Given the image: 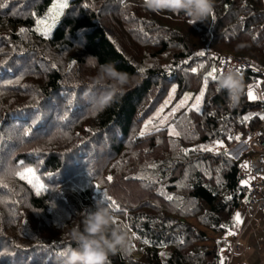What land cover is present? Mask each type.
Masks as SVG:
<instances>
[{"label":"trees","instance_id":"16d2710c","mask_svg":"<svg viewBox=\"0 0 264 264\" xmlns=\"http://www.w3.org/2000/svg\"><path fill=\"white\" fill-rule=\"evenodd\" d=\"M53 2L0 0V264H60L59 253L76 247L70 229H82L99 201L131 239L109 264H221L249 197L240 179L248 155L229 156L232 132L264 103L248 98L256 71H240L237 101L209 73L221 56L264 66V1L215 0L195 21L142 0H70L45 36L36 20ZM103 65L128 78L106 104L113 81L101 78ZM185 95L193 99L173 112ZM161 108L168 122L140 136ZM24 168L42 191L13 175Z\"/></svg>","mask_w":264,"mask_h":264},{"label":"clouds","instance_id":"9594fccd","mask_svg":"<svg viewBox=\"0 0 264 264\" xmlns=\"http://www.w3.org/2000/svg\"><path fill=\"white\" fill-rule=\"evenodd\" d=\"M142 6L151 12L183 13L195 21H203L214 12L215 0H142ZM102 79L113 81L112 92L101 102L108 103L116 92L128 82L125 74L118 72L114 65L100 67ZM243 74L238 66L227 69L218 78L217 88L226 90L233 101L241 98L245 91ZM80 224L74 225L68 235L76 247L65 250L60 264H109V255L118 250L131 251V239L124 228L117 224L109 207L103 201L97 202L95 208Z\"/></svg>","mask_w":264,"mask_h":264},{"label":"built area","instance_id":"2783aa9c","mask_svg":"<svg viewBox=\"0 0 264 264\" xmlns=\"http://www.w3.org/2000/svg\"><path fill=\"white\" fill-rule=\"evenodd\" d=\"M232 66H238L241 71L254 70L259 73L262 77L251 88L258 97H264V66L250 58L221 56L216 74L221 76ZM260 100L264 103V99ZM262 116H264V106L246 112L242 116L244 129L235 128L232 132L234 138L237 135L241 137L239 147H237L240 154L236 156L241 157L246 153L250 155L248 160L250 169L245 168L240 174V179L242 181L254 177L250 179V187L246 186L249 190V197L245 206L249 210L260 213L264 211V119H261ZM249 137H251L250 140ZM241 236L242 231H238L233 236L231 254L238 250Z\"/></svg>","mask_w":264,"mask_h":264},{"label":"snow or ice","instance_id":"6c2138e0","mask_svg":"<svg viewBox=\"0 0 264 264\" xmlns=\"http://www.w3.org/2000/svg\"><path fill=\"white\" fill-rule=\"evenodd\" d=\"M8 4L7 3H0V8H7ZM69 7L68 4V0H55V2L52 3L51 8L48 10V14L44 19H37L36 20V24H37V28L36 31L41 32L42 35H49L52 28L56 25V23L58 22L59 18L61 16L64 15V10L66 8ZM87 7V5H86ZM33 15H35V13H32ZM26 29H21V33L26 32ZM200 56H203L204 53L201 52L199 53ZM75 63V62H73ZM139 71L141 73L144 72V68H140ZM193 72L196 71V69H192ZM216 69L213 68L212 72L209 73V76H211V79L213 81L217 80V76H216ZM241 71V70H239ZM8 83H11V81H9ZM204 89L206 90L208 87V77L206 76L204 78ZM176 89L173 88L172 92L173 94L175 93ZM2 94V93H0ZM248 98L250 100H256L258 98L260 99H264V97H257L251 86L249 87V91H248ZM193 97L189 96V95H185L184 99L180 102L179 105H177L176 109L173 110V112L178 111L179 108L184 107L186 105V102L189 100H192ZM204 100V91H201L199 96L195 97V103L191 106L192 108H194L197 112H199L201 110V103ZM164 113V108H161L159 113H157V120L159 121V123L154 124L152 120L147 121V123L144 124V130L141 131L139 133L140 136H145V134L148 132L149 128H155L156 130H159V127L161 124H166L167 121V117H165L163 115ZM93 115H95V111L92 113ZM66 118V117H65ZM247 119V118H246ZM261 119H264V116L261 117ZM25 136L30 135L31 134V130L27 129L24 131L23 133ZM170 134L171 135H175V136H179V133L176 131L175 127L171 128L170 130ZM231 138V137H230ZM235 139L237 141H239L241 139L240 136H235ZM251 139V137H249V140ZM217 144L221 147H223V145L218 141ZM205 151H212L211 148H204ZM23 162L21 161V164ZM153 167H155L153 165ZM242 167L250 169V165L245 163L242 165ZM13 175L18 176L21 180H26L29 184H31L34 188H36L37 192L39 193L40 191H42L44 189V185L43 184H39L38 180L36 178V174H35V170L32 168H24L22 171H16L13 173ZM109 180L112 179V177L108 178ZM250 179H254V177H250L249 179H245L241 181V184L250 187ZM0 186L6 187V185L0 184ZM105 198L109 201H111V207L113 208L114 211H119V206L116 204V202L114 200H112V198L110 196H108L106 193L104 194ZM169 200L172 199L171 196L168 197ZM229 199H231V197H229ZM235 221L236 224L239 226L243 223V219L241 217L240 213H236L235 214ZM127 227V226H125ZM236 233H234L232 230H229V235H235ZM144 243H148V241H144ZM65 252V251H64ZM64 252L59 253V255L63 256ZM221 264H223V260H221Z\"/></svg>","mask_w":264,"mask_h":264},{"label":"crops","instance_id":"0c3cea01","mask_svg":"<svg viewBox=\"0 0 264 264\" xmlns=\"http://www.w3.org/2000/svg\"><path fill=\"white\" fill-rule=\"evenodd\" d=\"M238 213L243 219V223L239 225V231H242L241 248L231 254L232 239L230 238L229 245L221 252L223 264H264V211L254 212L251 215L243 205ZM251 217L256 229L254 226H249Z\"/></svg>","mask_w":264,"mask_h":264},{"label":"rangeland","instance_id":"374dc122","mask_svg":"<svg viewBox=\"0 0 264 264\" xmlns=\"http://www.w3.org/2000/svg\"><path fill=\"white\" fill-rule=\"evenodd\" d=\"M69 2H70V0H68V4H69ZM47 14H48V13H47ZM46 16H47V15H46ZM46 16H45V17H46ZM45 17H43L42 19H44ZM60 18H61V17H60ZM60 18H59V20H60ZM59 20H58V21H59ZM57 23H58V22H57ZM57 23H56V24H57ZM55 26H56V25H55ZM55 26L52 28L51 32L54 30ZM51 32H50V33H51ZM238 57H240V56H238ZM254 94H255V93H254ZM255 95H256V94H255ZM256 96H257V95H256ZM256 100H257V99H256ZM238 144H239V143H238ZM238 144H237L233 149L230 150V152H229V156H230V157H231V155H230L231 152H232L234 158H236V154H238V155L240 154L239 148H237V147H239ZM234 149L236 150V152H235ZM246 163H247V161H246ZM246 208H247V207H246ZM247 209H248V208H247ZM248 210H249V209H248ZM249 212H250V214L252 215L255 211H254V210H249ZM257 213H258V212H257ZM193 222H194V221H193ZM249 222H250V223H249V226H250V227H253V226H254V228L256 229V227H255V223H254V220L252 219V217L250 218ZM244 232H245V230H244ZM241 238H242V236H241ZM241 238L239 239L240 241H239V244H238V245H239V246H238V250H240V248H241V247H240V245H241ZM133 248H134V247H133ZM238 250H236V251H238ZM231 251H233V250H231ZM134 253H136V252H134Z\"/></svg>","mask_w":264,"mask_h":264}]
</instances>
